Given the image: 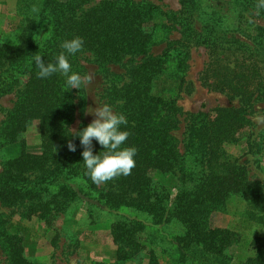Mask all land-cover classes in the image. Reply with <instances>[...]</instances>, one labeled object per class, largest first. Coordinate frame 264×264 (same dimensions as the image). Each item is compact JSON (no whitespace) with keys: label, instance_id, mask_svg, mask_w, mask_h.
Masks as SVG:
<instances>
[{"label":"trees","instance_id":"16d2710c","mask_svg":"<svg viewBox=\"0 0 264 264\" xmlns=\"http://www.w3.org/2000/svg\"><path fill=\"white\" fill-rule=\"evenodd\" d=\"M94 1L19 0L25 10L9 29L15 39L7 43L0 39V95L11 91L15 95L13 107L0 123V143L20 142L22 147L18 157L3 164L0 173V206L9 211L0 213L4 263L34 264L24 254L22 235L6 228L13 216L34 218L51 227L67 204L82 199L93 212L131 208L142 214L134 219L115 216L111 236L118 261L142 253L138 235L145 230L143 222L148 220L150 226H157L173 218L182 226L180 243L199 247L215 264H222L220 258L239 242L241 235L213 227L212 218L231 197L245 202L247 216L243 223L246 228H258L251 246L256 252L264 250V190L249 180L242 166L224 160L222 152L225 145L247 130L245 113L221 107L199 113L189 126L185 152L181 153L173 135L180 109L174 98L164 94L162 86L171 76L165 71L172 58L173 42L161 55L151 53L157 44V8L131 0ZM33 5L38 12H32ZM181 5L185 7L184 0ZM258 16L264 20V10ZM191 32V43L205 45L208 51L201 75L207 88L247 103L264 101V28H257L254 45L234 36H218L216 27L202 35L192 28ZM77 36L84 38V47L68 57L72 72L82 70L78 62L81 55H91L92 63L107 79L104 99L128 121L121 130L130 135L120 147L138 149L130 175L99 186L87 175L84 147L76 135L88 124L75 132L70 129L76 91L80 89H71L60 73L37 78L33 60L39 53L46 64L55 62L62 42ZM187 57L185 51L173 57L181 76ZM115 65L124 68L125 73L109 77L108 67ZM32 121L39 130V153H29L24 147L23 134ZM69 142L75 144V152L69 150ZM92 143L94 155L106 150L97 140ZM156 174L177 175L173 198L157 190L153 179ZM149 254L148 264H157L153 252ZM256 263L264 264V258Z\"/></svg>","mask_w":264,"mask_h":264},{"label":"rangeland","instance_id":"374dc122","mask_svg":"<svg viewBox=\"0 0 264 264\" xmlns=\"http://www.w3.org/2000/svg\"><path fill=\"white\" fill-rule=\"evenodd\" d=\"M131 1L151 3L158 10L154 16L157 25L154 38L157 44L152 47V55H161L173 42L170 46L172 58L165 71V75L171 76L162 86L164 94L174 98L180 109L179 125L173 132L180 152H185L189 126L199 113H209L220 107L242 110L249 126L235 142L223 147V159L242 166L249 180L259 183L264 190V126L253 121L254 115L264 114V101L259 99L247 103L240 97L207 88L201 81V75L208 62V51L205 45L191 43V28L202 35L216 27L218 36H234L254 45L257 28H264V20L255 13L257 0H184L185 7H182L181 0ZM24 10L19 0H0L2 42L15 39L9 29L12 22L17 21L16 16ZM181 51L187 52L188 56L183 76L177 72L173 61V57ZM91 60L89 54L81 55L78 60L82 66L79 74L84 76L90 72L93 80L76 91L70 125L72 132L96 119L88 111H94L96 107L107 103L104 99L107 79ZM108 69L109 77L125 73V69L117 65L109 66ZM14 101L13 91L0 95V123L13 107ZM23 140L27 152L39 153V130L35 121L28 123ZM21 148L20 142L8 145L0 143V173L3 164L18 157ZM153 179L159 192L169 196V199L173 198L177 175L156 174ZM82 200L67 204L51 227L37 219L26 220L15 215L6 228L10 233L22 235L24 254L34 264H148L149 252L155 255L157 264H215L210 257L203 255L199 247H186V244L180 243L182 226L173 218L170 223L157 226H150L148 220L143 222L145 230L138 235L142 253L130 260L118 261L111 236V225L117 219L115 216L132 219L135 216L142 217V214L131 208L114 213L93 212L87 200ZM0 213L8 214L9 211L0 206ZM246 216L245 202L239 197H231L212 218L213 227L230 229L241 235L239 242L228 248L224 257L220 258L222 264H257V260L262 261L264 258V250L256 252L251 246L258 228L255 225L246 228L243 223ZM248 259L254 261L249 262ZM0 264H5L1 250Z\"/></svg>","mask_w":264,"mask_h":264},{"label":"clouds","instance_id":"9594fccd","mask_svg":"<svg viewBox=\"0 0 264 264\" xmlns=\"http://www.w3.org/2000/svg\"><path fill=\"white\" fill-rule=\"evenodd\" d=\"M254 8L256 15H259L261 10H264V0H257ZM31 10L36 13L39 8L33 5ZM60 47L62 51L56 57L55 62L46 64L39 53L33 56L34 63L38 68L37 78L44 79L55 73H60L66 77V83L71 89H80L82 85L90 84L93 80L92 74L89 72L81 76L79 73L72 72V66L68 59L69 56L83 51L84 38L77 36L71 40H65ZM88 113L93 114L96 119L76 134L81 138V145L84 147L82 156L87 175L98 186L121 175H130L136 165L135 157L138 154V149L135 146L120 147L130 135L129 131L121 130V125L128 123L125 115L114 111L113 106L107 103L96 107L94 111H88ZM253 121L264 126V114L254 115ZM93 139L97 140L106 150L94 155ZM68 148L72 152L76 151V146L72 142L68 143Z\"/></svg>","mask_w":264,"mask_h":264}]
</instances>
